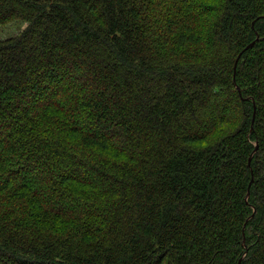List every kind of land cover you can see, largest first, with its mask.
Segmentation results:
<instances>
[{
	"label": "trees",
	"instance_id": "16d2710c",
	"mask_svg": "<svg viewBox=\"0 0 264 264\" xmlns=\"http://www.w3.org/2000/svg\"><path fill=\"white\" fill-rule=\"evenodd\" d=\"M15 20L0 264H264V0H0Z\"/></svg>",
	"mask_w": 264,
	"mask_h": 264
},
{
	"label": "rangeland",
	"instance_id": "374dc122",
	"mask_svg": "<svg viewBox=\"0 0 264 264\" xmlns=\"http://www.w3.org/2000/svg\"><path fill=\"white\" fill-rule=\"evenodd\" d=\"M24 25V23L17 20L10 22L9 24L0 28V38H6L15 35L24 27Z\"/></svg>",
	"mask_w": 264,
	"mask_h": 264
},
{
	"label": "water",
	"instance_id": "95a60500",
	"mask_svg": "<svg viewBox=\"0 0 264 264\" xmlns=\"http://www.w3.org/2000/svg\"><path fill=\"white\" fill-rule=\"evenodd\" d=\"M251 45H252V42H251L247 47H249V46H251ZM236 63H237V59L235 60V63H234V69H235ZM234 73H235V71H234ZM236 87H237V86H236ZM237 89H238V88H237ZM253 116H254V114H253ZM256 146H257V145H255V148H254L253 152H255V150H256ZM252 154H253V153H252ZM252 154L250 155V157H249V159H248V165H249V162H250V160H251V156H252ZM239 262H240V261H238L237 264H239Z\"/></svg>",
	"mask_w": 264,
	"mask_h": 264
}]
</instances>
